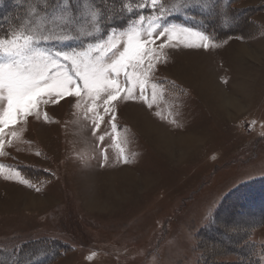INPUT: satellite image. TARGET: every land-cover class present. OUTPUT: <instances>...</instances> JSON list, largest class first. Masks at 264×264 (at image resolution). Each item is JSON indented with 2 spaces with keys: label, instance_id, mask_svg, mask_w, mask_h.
Segmentation results:
<instances>
[{
  "label": "rangeland",
  "instance_id": "374dc122",
  "mask_svg": "<svg viewBox=\"0 0 264 264\" xmlns=\"http://www.w3.org/2000/svg\"><path fill=\"white\" fill-rule=\"evenodd\" d=\"M3 2L0 21L9 19L5 12L12 8L23 10L17 9L20 0ZM87 2L79 0L76 23L69 13L53 22L56 18L44 20L29 10L24 15L27 26L0 41L39 30L53 37L38 45L42 51L80 52L108 35L127 33L134 24L146 30L154 17L103 32L95 11L84 16ZM144 2L150 6L149 0ZM236 7L248 12L223 17L221 24L228 28L245 21L237 24L246 29L244 34L211 42L207 50L187 46L199 40L174 37L166 44L149 74L146 99L151 108L139 98L121 99L111 106L114 121L98 108L101 121L87 111L92 105L86 97L80 107L78 98H61L59 103L42 101L40 118L29 116L4 128L0 264L11 253L26 261L34 251L30 256L36 259L24 264H199V232L225 197L264 178V0H241ZM69 36L76 38L64 39ZM183 51L206 57L213 83L227 86L226 93L241 102L238 112L219 106L202 80L182 69ZM247 52L257 53L258 59L247 58ZM4 55L0 49V60ZM6 104L0 99V112ZM136 107L181 141L170 143L168 151L162 148L131 115ZM236 210L227 206L216 224L230 234L215 233L214 240L241 241L246 223L254 218ZM252 236L263 254L264 227Z\"/></svg>",
  "mask_w": 264,
  "mask_h": 264
},
{
  "label": "snow or ice",
  "instance_id": "6c2138e0",
  "mask_svg": "<svg viewBox=\"0 0 264 264\" xmlns=\"http://www.w3.org/2000/svg\"><path fill=\"white\" fill-rule=\"evenodd\" d=\"M149 3L153 9L159 7L161 15L150 19L146 30L134 24L127 33L108 35L106 40L101 38L80 52L56 51L53 55L42 51L38 45L53 37L39 30L31 35L0 41V49L5 54L0 60V99L7 102L0 112V134L4 133L5 127L18 120L26 121L33 115L40 118L39 105L42 101L45 104L49 100L59 103L61 98H78L76 107H80V100L86 97L92 105L87 110L89 113L102 121L103 117L98 112L102 106L104 113L111 114L114 121L115 114L111 111L114 102L139 98L148 103L149 74L155 71L160 53L174 37L200 41L199 44L189 43L188 47L205 50L210 47L209 37L203 32L164 24L161 20L165 15L163 5H159L158 0H149ZM139 7H144V4ZM143 20L144 17L140 16V21ZM72 38L76 37H64ZM158 40L161 41L159 44ZM148 107L151 108L152 104L148 103ZM93 125L99 127L96 119ZM15 134L12 132L13 136ZM100 139L103 140V137ZM3 147L4 137L0 136V149ZM22 182L28 183L26 180Z\"/></svg>",
  "mask_w": 264,
  "mask_h": 264
},
{
  "label": "trees",
  "instance_id": "16d2710c",
  "mask_svg": "<svg viewBox=\"0 0 264 264\" xmlns=\"http://www.w3.org/2000/svg\"><path fill=\"white\" fill-rule=\"evenodd\" d=\"M1 1L3 2V0ZM7 1L10 0H4L2 5L6 4ZM20 1L21 3L18 4L19 6L17 5V9L22 8L23 10L17 11L12 8L9 13L5 12L9 19L0 21V38L11 37L15 31L24 29L27 26L24 15L27 11L29 15V10L43 17L44 20L49 19L52 21V19L56 18L53 22H58L57 17H62L69 13L74 19L73 22H80L77 19V4H79V0ZM239 1L241 0H161L159 5L164 7L165 15L162 17H165V21L183 24L186 27L203 32L209 37L211 42H221L227 36L242 35L244 31L246 32V29L241 27L245 21L237 23L241 24L239 26L235 23L228 28L221 24L223 17L233 16L236 13H244L246 11V9L237 10L236 3ZM141 4H144V7H139ZM83 5H85L86 11L84 16L87 15L88 10L96 12L103 32L112 27L125 29L131 21L138 19L140 16L161 15L159 7L153 9L144 0H89ZM247 12L248 10L245 13ZM231 205L237 209L238 215L242 214L254 218V220L246 223L247 230L244 231L242 239L239 238L241 241H237L236 244L214 240L215 233L222 235V237H227L230 234L222 225L219 224L217 226L216 223L222 218L227 206ZM260 227H264V178L246 182L225 197L210 222L199 232L197 246V251L200 253L199 264H264L261 259L264 252L262 254L259 251L260 247L252 236L253 231ZM233 236L235 237V235ZM218 249L223 250L221 254L218 253ZM35 252L37 251L25 257L26 261L19 258L20 254L11 253L8 258H5L6 261L1 262V264L32 262L36 257L32 258L35 255H30ZM227 257H233L234 260H227ZM224 258L226 260H222Z\"/></svg>",
  "mask_w": 264,
  "mask_h": 264
},
{
  "label": "crops",
  "instance_id": "0c3cea01",
  "mask_svg": "<svg viewBox=\"0 0 264 264\" xmlns=\"http://www.w3.org/2000/svg\"><path fill=\"white\" fill-rule=\"evenodd\" d=\"M198 42H200V41H198ZM208 43H209V45H210V41L208 40ZM244 52V51H243ZM253 53V52H252ZM256 54V57L258 58L259 57V55L257 54V53H255ZM248 56H250L251 57V55H248L247 54V58H248ZM203 55L201 54H199V52H195V51H192V52H190V51H183L182 52V56H181V58L182 59H180L181 60V63L183 64L182 65V69L184 70V71H187V73H189V74H193V77L194 78H196V79H199V80H202V85L204 86V88L206 89V91L207 92H209V93H211L216 99H217V102H218V104H219V106L221 105L220 103H219V100H218V98H217V96H216V94L214 95L213 93H212V88L208 85H206L207 84V80H211V81H213V78H212V75H211V73H209V72H207L206 71V67H207V64L206 63H208V60L206 59V57L203 59ZM187 60V61H186ZM210 62H211V60H210ZM189 63V64H188ZM186 64V65H185ZM184 67V68H183ZM216 73V72H215ZM217 75V74H216ZM220 87H221V90L223 91V94L226 96V97H229V98H231V99H233L232 100V104H234V105H237V104H240V108L241 107H243L242 106V104H241V102L240 101H237L232 95H230V94H227L226 93V91H225V88L227 87V86H223V85H220V84H218ZM208 87V88H207ZM244 95H247V94H244ZM247 97V96H246ZM153 100V99H152ZM150 102V101H149ZM229 102H231V100H229ZM231 104V105H232ZM221 108V107H220ZM229 109H231L232 111H236L237 110V112L240 110H238V109H234V108H229ZM131 115L133 116V118L134 119H137V123L138 124H140V122L141 121H144V119H149L151 122H153L156 126H158L162 131H165L164 129H163V127H161V125L162 124H159L157 121L156 122H154L151 118H150V115L151 114H149L147 111L146 112H144V111H141V109H140V107H136V108H132V111H131ZM153 118V117H152ZM154 119V118H153ZM144 131V130H143ZM172 131V130H171ZM166 133H168V134H170L174 139L170 142V143H172V142H174L175 141V143H178L177 142V140L179 141L180 140V137H176V136H174L172 133H169V132H167V131H165ZM148 134V133H147ZM149 135V134H148ZM155 139V138H154ZM156 140V139H155ZM157 141V143L163 148L164 146L167 148H165V150L166 151H168V149H169V147H170V143H169V145H165V144H162V143H159V141L158 140H156ZM181 141V140H180ZM182 143V142H181ZM164 145V146H163ZM183 148H189V145L188 146H184L183 145ZM106 150V149H105ZM181 150H182V148H181ZM124 152V151H123ZM182 153H184V151L182 152ZM102 158H103V160H106V157L104 156L103 157V155H102ZM122 160V159H121ZM123 161V160H122ZM126 163H124V165H125ZM123 177V176H122ZM123 179H125L124 177H123ZM108 193H110V191H108ZM114 200L116 201L117 200V198L115 197L114 198Z\"/></svg>",
  "mask_w": 264,
  "mask_h": 264
},
{
  "label": "bare ground",
  "instance_id": "6f19581e",
  "mask_svg": "<svg viewBox=\"0 0 264 264\" xmlns=\"http://www.w3.org/2000/svg\"><path fill=\"white\" fill-rule=\"evenodd\" d=\"M247 54L251 55L252 57L257 58L255 53L251 54V52L250 53L247 52ZM206 85L207 86L209 85L212 88V93L214 95L216 94L221 106H226L227 109H228V107L229 108L230 107L234 108V106H235L236 109H238V110L240 109V104H237V105L232 104V100L233 99H231L229 97H226L223 94V91L221 90V87L218 84H214L213 81L207 80V84ZM229 100H231V102H229ZM229 105H231V106H229ZM140 125H141L142 129L146 133H148L151 137H153L156 140H158L159 143H162V144H165V145H169V143L174 139L170 134L166 133L165 131H162L158 126H156L149 119H144V121L140 122ZM188 144H191V143L189 142ZM186 146H188V145H186Z\"/></svg>",
  "mask_w": 264,
  "mask_h": 264
}]
</instances>
